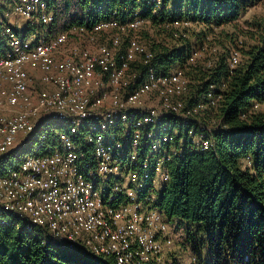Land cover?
I'll list each match as a JSON object with an SVG mask.
<instances>
[{
    "label": "built area",
    "instance_id": "2783aa9c",
    "mask_svg": "<svg viewBox=\"0 0 264 264\" xmlns=\"http://www.w3.org/2000/svg\"><path fill=\"white\" fill-rule=\"evenodd\" d=\"M51 3L0 0V227L116 264H163L173 239L156 202L179 126L197 150L213 148L219 122L202 118L221 95L190 104L185 70L154 71L138 11L50 33Z\"/></svg>",
    "mask_w": 264,
    "mask_h": 264
},
{
    "label": "trees",
    "instance_id": "16d2710c",
    "mask_svg": "<svg viewBox=\"0 0 264 264\" xmlns=\"http://www.w3.org/2000/svg\"><path fill=\"white\" fill-rule=\"evenodd\" d=\"M160 1L155 10L152 0H52L48 30L90 28L110 19L126 23L138 11L159 37L150 42L154 71L185 70L190 104L208 93L221 95L202 118L219 122L213 148L197 150L180 124L178 154L167 164L170 178L156 207L168 222L184 225L183 245L194 264H264V15L246 20V30L238 24L248 10L264 8V0ZM239 33L252 44H239ZM235 52L238 63L231 68ZM194 53L198 57L189 63ZM0 264L116 263L47 233L0 227Z\"/></svg>",
    "mask_w": 264,
    "mask_h": 264
},
{
    "label": "rangeland",
    "instance_id": "374dc122",
    "mask_svg": "<svg viewBox=\"0 0 264 264\" xmlns=\"http://www.w3.org/2000/svg\"><path fill=\"white\" fill-rule=\"evenodd\" d=\"M264 15V8L262 5L257 6L248 10L247 14L240 18L238 21L239 26H241L240 30H246V26L243 24L246 20L251 19L252 17L261 18ZM140 39L144 43H150L153 40L159 41V37L157 36L155 30L150 28L149 26H145L139 32ZM238 43L244 45H251V41L244 37L241 33L238 34ZM218 48V47H217ZM264 111V107L261 109ZM37 147V143H30L24 151L20 153V159L24 158L29 152H33ZM171 228V236L173 239V243L170 248H166V251L163 255V264H172L176 262L177 264H194L195 259L193 258L189 248L186 245V228L183 224L176 222H169Z\"/></svg>",
    "mask_w": 264,
    "mask_h": 264
}]
</instances>
